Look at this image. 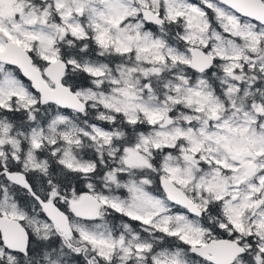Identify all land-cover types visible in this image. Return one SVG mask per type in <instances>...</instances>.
Here are the masks:
<instances>
[{
	"label": "snow or ice",
	"instance_id": "obj_1",
	"mask_svg": "<svg viewBox=\"0 0 264 264\" xmlns=\"http://www.w3.org/2000/svg\"><path fill=\"white\" fill-rule=\"evenodd\" d=\"M0 264H264V0H0Z\"/></svg>",
	"mask_w": 264,
	"mask_h": 264
}]
</instances>
